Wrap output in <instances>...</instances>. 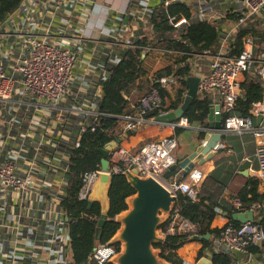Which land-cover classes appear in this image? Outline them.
Here are the masks:
<instances>
[{"label": "built area", "instance_id": "1", "mask_svg": "<svg viewBox=\"0 0 264 264\" xmlns=\"http://www.w3.org/2000/svg\"><path fill=\"white\" fill-rule=\"evenodd\" d=\"M39 1H43L48 8H51L54 17H59L66 11L67 4L82 2L83 0ZM183 1L187 0H170L166 1V5ZM240 2L242 16L232 27L224 28L217 53L206 52L202 56H197L208 59V71L194 74V76L200 78L198 97L210 96L219 101L218 104L221 108L216 114H220L222 117L226 115L223 134L250 135L255 141V160L258 168L255 169L253 178L260 181L261 189L264 192V125L254 123V118L257 117H262V122L264 121V99L251 108L249 116L243 117L235 114L241 93V83L247 72H253L264 87V61H262L264 53L256 58L255 39L249 36L241 53L232 55L233 44L238 34L251 28V23L262 17L264 0H240ZM148 6L149 4L146 2L140 8L138 7L137 11L131 10L129 15H132L135 19L140 18L143 25L146 21L149 22ZM31 12H37L33 6V0H26L22 5L21 14L8 23L9 26L5 31L0 32V49L2 51L6 48L13 51V44L17 46L15 62L11 68L0 61V190L10 197L17 196L22 202L19 208L18 221L11 227L5 223L0 215V241L5 238L7 232L11 229H14L17 233L20 231L24 212L27 210V201L30 197L32 200L35 199L33 187L36 183V170L39 167V160L45 158L43 155L44 147L47 148L51 145L50 139L54 135L58 136V133H61V139H63L62 135L68 136V141L74 139L68 133L71 127L67 125V122L64 129L61 130L57 127V123L53 122V117L56 113L66 110L63 102L69 99L71 85L80 57L68 48L50 41V31L53 29L52 23L45 34L38 32L33 26ZM171 22L176 28L190 24L184 17L179 20L176 17L172 18ZM114 43L117 45L129 44L123 38L116 39ZM153 53H161L166 56L176 52L153 48L145 49L142 68L147 69V79L151 80L154 79L157 70L161 71L168 67V65L161 62H156L151 68L146 67V64L153 61L151 56ZM195 66L193 64L194 69H196ZM159 67L162 68L158 69ZM173 82H175L173 79L166 76L159 79V84L162 87H169ZM98 99L99 93L92 98L94 102L83 104V106L81 105L78 109L73 110V114H69L71 116L77 113L75 115L81 117L82 120L79 121L80 135L89 127L95 130L91 126L90 118L98 116L96 112ZM162 104L163 98L159 90L157 88L152 89L138 100L137 115L125 118L124 130L134 131L144 125L160 124L156 121V117L173 111L160 110ZM31 107H35L44 116L42 119H37L35 116L41 130L36 132L37 137L34 138L35 150L33 156H27L26 141L22 140L25 134L21 133L17 137V133L22 131V128L17 129V125L13 121L16 120L15 117H20L18 115L24 116L28 113L30 109H33ZM155 110H159L156 117L146 118V115ZM169 125L173 130L190 127L185 117ZM80 135L74 140L75 143L70 146L69 153L74 147L79 146ZM178 146L179 142L175 136L151 141L134 153L120 146L109 154L110 173L114 176L122 174L126 169H136L140 176L154 177L173 194L183 193L192 201H196L199 193L198 187L205 176L202 170H192L184 180L179 178L167 180L164 178V173L177 164L173 152ZM54 167L59 168L61 166ZM62 167L67 168L66 165ZM100 172L101 167L96 171L85 172L81 175L80 200H89ZM228 203L236 213H243L248 210L255 212L260 207L259 204L255 203L251 208H248L237 196L230 198ZM218 213L221 215V210ZM256 221L236 226L228 220L220 228L222 231L219 243L223 245L224 250L231 254H241L245 258L249 257L252 248L260 246L264 242V229ZM198 231V225L182 217L175 210L165 230H161V234L166 238L169 235L176 234L197 235ZM59 232L62 233L61 228ZM55 237L56 235L50 239L52 244ZM117 252L118 248L116 246L100 244L94 249L90 261L95 264H109ZM59 253H67L66 264H72L68 246L62 248Z\"/></svg>", "mask_w": 264, "mask_h": 264}, {"label": "trees", "instance_id": "2", "mask_svg": "<svg viewBox=\"0 0 264 264\" xmlns=\"http://www.w3.org/2000/svg\"><path fill=\"white\" fill-rule=\"evenodd\" d=\"M25 1L0 0V32L6 30L9 26L8 18L17 10L22 9ZM148 4L147 11L152 33H145L140 18H129L124 34L125 38L126 34L128 35L126 39L129 44H115L116 60L111 61L108 57L102 64L103 71H99L96 78L99 93L96 107L98 116L90 118L91 126L95 130L89 127L81 133L79 146L74 147L68 154L65 163L67 168H58L66 183L65 192L58 198V206L68 219L66 236L72 264H95L90 261V256L98 245L108 244L116 234L119 225L114 219L116 215L127 209L126 199L134 193L133 188L122 174L113 176L109 194L111 200L109 220L102 227L98 237L102 208L99 203L90 206L88 201L80 200L81 175L85 172L96 171L101 167L103 156L100 149L106 144L114 140L123 141L126 136L135 133V131L124 130L125 118L137 115L138 100L152 89L157 88L163 98L160 110H177L182 106L189 87L187 79L194 75L192 60L206 52L217 53L222 31L225 28L217 18L196 15L194 5L188 0L170 5H166L164 0H149ZM241 16V12H228L225 19L234 24ZM175 17L177 20L184 17L190 24L176 28L171 22V19ZM132 23L134 25H131ZM249 36L256 41L255 55L257 58L264 53V12L260 19L254 21L253 28L251 26L238 34L233 44L232 55L241 53ZM146 48L176 52L166 55L172 58L174 64L156 73L153 80L142 79L144 71L142 55ZM162 76L175 81L172 89L159 84ZM263 99L264 87L253 72H247L241 83V93L235 114L243 117L249 116L251 108ZM73 100L71 98V101ZM92 102L94 101L91 98L87 101L89 104ZM212 107V97H197L184 117L191 125L198 124L208 127ZM158 114L159 110H155L146 115V118H153ZM225 118L226 115H223V121ZM200 137L203 138L204 134L202 133ZM223 151L225 149L220 150V152ZM53 154V152H43L44 156L50 158ZM234 164L231 159L225 157L218 161L215 169L205 174L200 183L196 201H192L183 193L178 194L177 212L198 225L199 231L197 235L176 234L166 237L160 248L162 257L171 264H184L177 252L192 242L202 245L198 260L207 257L212 260L213 264H234L232 255H229L226 250L214 251L220 245L219 237L222 229L213 228V222L219 215V210L224 213L230 223L236 226L241 225L232 219L235 210L224 197L228 190L229 175L234 174ZM176 175L177 171L165 172L164 178L173 180L177 178ZM185 178L180 177L179 179L184 180ZM234 196L239 197L248 208L255 203L260 205L254 213L257 224L264 229V192L260 181L254 178L248 179L243 187L238 188ZM166 225L161 230H165ZM263 252L264 242L252 248V253Z\"/></svg>", "mask_w": 264, "mask_h": 264}, {"label": "crops", "instance_id": "3", "mask_svg": "<svg viewBox=\"0 0 264 264\" xmlns=\"http://www.w3.org/2000/svg\"><path fill=\"white\" fill-rule=\"evenodd\" d=\"M148 1L83 0L82 2L67 4L65 7L66 11L59 17H54L51 8H48L43 1L33 0V6L37 12H31L30 15L36 30L45 34L52 23L53 29L50 31V41L68 48L80 57L71 85L69 99L63 102L66 110L56 113L53 117V122H56L57 127L61 130L64 129L67 122V125L71 127L68 133L74 139L73 141H68V136L66 137L65 135H62L63 139H61V133H58V136L54 135L50 139L51 145L47 146V148L44 147V153H54L53 159L49 156H45L43 159L40 158L39 167L36 170V183L33 187L35 199L32 200L30 197L27 201V210L24 212L20 231L17 233L14 229H11L7 232L5 238L0 241V264H31L32 262L35 264H66L67 253L61 254L59 251L68 246L66 242V222L68 219L58 206V198L65 192L66 183L62 173L54 165L65 166L70 146L75 143L74 140L80 135L81 117L75 115L77 113L71 116L69 114H73V110L78 109L81 105H86L87 101L90 98H94L98 93L96 78L99 71H103L102 64L108 57L111 58V61H115L117 57V48H115L117 44L113 41L119 38L128 39V35L126 34L125 38L124 34L129 18L132 17L129 12L131 10L137 11L138 7L140 8L141 5ZM188 1L194 5L196 15L199 17L217 18L225 28H230L235 24V22L233 24L225 19L226 14L228 12L242 11L240 0ZM126 18H128L127 21ZM131 25H134V23ZM251 26L253 28L254 22L251 23ZM143 30L146 34L152 33L149 22L146 21L143 24ZM132 39L134 40V38ZM13 45V51L7 48L4 51L0 49V61L8 68H11L15 62L17 46L16 44ZM151 56L154 61H162L168 66L174 64L171 57L163 56L161 53H159V56L154 53ZM164 57H168L171 61L166 62ZM193 63L197 65V68L194 69V74L208 71L209 61L205 57L196 56L192 60ZM147 65L145 66L147 67ZM145 70L143 71L142 79H147V69ZM174 84L175 82L170 84L168 88L172 89ZM71 98L74 100L71 101ZM212 101L213 106L219 103L213 97ZM31 108L33 109L27 110L28 113L24 114V116L18 115L20 117H15L16 120L13 121L17 125V129L22 128V131H19L17 135L25 134L22 140L26 141L27 156H33L35 150L34 138L37 137L36 132L41 130L35 116L37 119H42L44 116L35 107ZM254 123L256 125L261 123L264 125V121L258 123L257 118H254ZM134 131L133 135L126 136L121 141L120 145L122 147L134 153L151 141L175 136L179 146L174 151L176 153L174 157L179 163L200 146L209 131V126L203 127L198 124H190L188 128L173 130L169 124H148ZM202 133L204 134L203 138L200 137ZM228 136L230 134H223L220 142L221 148L212 160L195 168L202 170L204 174H209L215 169L216 163L224 157L231 159L232 163H235L234 174L229 175L228 190L224 194L226 200L236 195L238 188L243 187L248 179L254 177L253 174L256 169V144L253 138L250 135H243L237 143H234L229 140ZM57 139H60V141ZM222 149H225V151L220 152ZM176 177H181L178 171ZM21 203L17 196L10 197L0 190V215L9 227L17 223ZM228 220L224 213H221L214 220L213 228L220 229ZM60 228L62 233L59 232ZM55 235L56 237L52 244L50 239ZM201 249L202 245L200 243L192 242L178 250L177 253L183 259L184 264H196ZM221 249H224L222 244L214 251ZM229 255H232L234 264H264V252L252 253L251 251V255L247 258L241 254L229 253Z\"/></svg>", "mask_w": 264, "mask_h": 264}, {"label": "water", "instance_id": "4", "mask_svg": "<svg viewBox=\"0 0 264 264\" xmlns=\"http://www.w3.org/2000/svg\"><path fill=\"white\" fill-rule=\"evenodd\" d=\"M22 9L17 10L7 23L17 18ZM128 18H126V21ZM145 55H142V61ZM264 61V59H262ZM200 78L190 76L187 79L188 91L184 102L177 110L156 117L160 124H172L184 118L194 100L198 97V85ZM221 106L215 105L209 114V131L205 139L195 151L183 161L171 167L168 172L178 171L179 176L186 177L197 166L205 165L212 160L221 148L223 138V117L216 112ZM257 122H262V117H257ZM121 144L120 140H114L106 144L100 152L103 156L101 172L94 184L88 203L92 206L99 203L102 208V216L99 220L98 237L102 227L109 220L111 211L110 190L113 175L110 173L109 154ZM122 175L127 179L134 193L126 199L127 209L116 215L114 221L119 229L108 245L118 248L117 254L112 257L109 264H171L162 257V246L165 242L161 228L171 219L176 210L178 195L173 194L163 184L152 176H140L136 169H126ZM232 219L240 224L256 221L255 213L248 210L243 213H233ZM209 238V237H207ZM31 264H35L32 262ZM39 264V263H38ZM196 264H213L212 260L202 257Z\"/></svg>", "mask_w": 264, "mask_h": 264}, {"label": "rangeland", "instance_id": "5", "mask_svg": "<svg viewBox=\"0 0 264 264\" xmlns=\"http://www.w3.org/2000/svg\"><path fill=\"white\" fill-rule=\"evenodd\" d=\"M210 18V17H209ZM211 18H213V17H211ZM154 54H156L157 56H159V53H154ZM164 59H166V62H168V61H171L172 60V58H171V60H169L168 59V57H164ZM165 61V60H164ZM156 62H161V63H163L162 61H152V62H150V63H148V65H147V67L148 68H151ZM197 63V62H196ZM196 63H193V64H195L196 65ZM162 67H159L158 69H161ZM195 68H197V65L195 66ZM157 72H159V70H157ZM156 72V73H157ZM228 138H229V140L231 141V142H234V143H237L238 141H239V139L241 138V136L240 135H232V134H230V136H228ZM174 155H176V153L174 152L173 153V156ZM256 161V160H255ZM255 168L257 169L258 168V164H257V162L255 163Z\"/></svg>", "mask_w": 264, "mask_h": 264}]
</instances>
